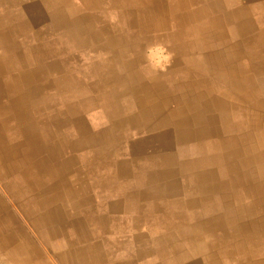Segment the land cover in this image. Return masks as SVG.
<instances>
[{"label": "rangeland", "instance_id": "rangeland-1", "mask_svg": "<svg viewBox=\"0 0 264 264\" xmlns=\"http://www.w3.org/2000/svg\"><path fill=\"white\" fill-rule=\"evenodd\" d=\"M0 264H264V0H0Z\"/></svg>", "mask_w": 264, "mask_h": 264}]
</instances>
